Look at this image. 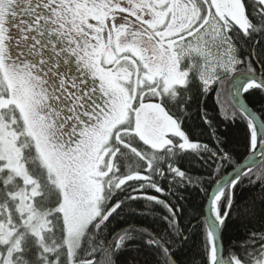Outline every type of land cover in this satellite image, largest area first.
<instances>
[{
  "label": "snow or ice",
  "instance_id": "6c2138e0",
  "mask_svg": "<svg viewBox=\"0 0 264 264\" xmlns=\"http://www.w3.org/2000/svg\"><path fill=\"white\" fill-rule=\"evenodd\" d=\"M256 93L264 0H0V264H264V213L227 235L237 190H264Z\"/></svg>",
  "mask_w": 264,
  "mask_h": 264
},
{
  "label": "trees",
  "instance_id": "16d2710c",
  "mask_svg": "<svg viewBox=\"0 0 264 264\" xmlns=\"http://www.w3.org/2000/svg\"><path fill=\"white\" fill-rule=\"evenodd\" d=\"M244 97L247 104L252 107L253 110L258 109L261 104L264 103V95L260 93H256L252 96L244 94ZM222 99L224 100L225 105H227L230 99L227 95V90H225V95L222 97ZM214 102L215 97L213 95L209 99V103ZM187 123L193 128L197 136L203 133L205 137L204 142H208L206 126L202 124L199 117L197 116L195 105L193 106L190 117L187 119ZM216 123L218 132L231 141L229 147L234 149V156L231 163L232 166H237L249 155L243 144L238 142L242 140L243 137L242 127L237 124L224 121L222 116L218 118ZM232 166L226 169L227 173L233 169ZM255 170L256 169H253V171ZM237 194L239 197V202L236 205V211L233 213L232 223L229 225L227 235L232 239L242 241L246 236L247 229L259 227L261 214L264 213V190H262L259 185H247V182H245V186L239 188L237 190ZM180 195L186 198L183 202L185 208H188L191 211L193 207H199L201 198L196 190L189 189L187 191L181 192ZM133 207L137 206L134 205ZM126 219L136 222V218L134 217H126ZM144 222L145 224L149 225L153 223L151 217L144 218ZM157 226L159 225L157 224ZM180 255L183 259L190 260L194 258V249L191 245L185 246V248L180 252Z\"/></svg>",
  "mask_w": 264,
  "mask_h": 264
},
{
  "label": "water",
  "instance_id": "95a60500",
  "mask_svg": "<svg viewBox=\"0 0 264 264\" xmlns=\"http://www.w3.org/2000/svg\"><path fill=\"white\" fill-rule=\"evenodd\" d=\"M241 99L244 100L246 102V99L244 97V95L241 96ZM247 103V102H246ZM249 106V105H248ZM250 107V106H249ZM261 149L258 146L256 153H255V159L257 160V162H260L262 159L261 155H260ZM252 157H250L249 155L247 156V158H245L240 164H238L236 167H243L244 164H247L249 159H251ZM233 171V169L231 171H229L228 173H231Z\"/></svg>",
  "mask_w": 264,
  "mask_h": 264
}]
</instances>
